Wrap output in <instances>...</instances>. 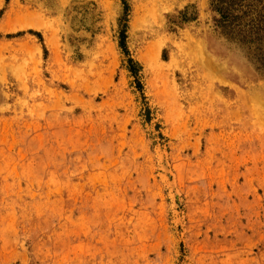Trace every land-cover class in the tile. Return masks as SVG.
Returning a JSON list of instances; mask_svg holds the SVG:
<instances>
[{"label":"rangeland","instance_id":"374dc122","mask_svg":"<svg viewBox=\"0 0 264 264\" xmlns=\"http://www.w3.org/2000/svg\"><path fill=\"white\" fill-rule=\"evenodd\" d=\"M0 264H264V0H0Z\"/></svg>","mask_w":264,"mask_h":264},{"label":"bare ground","instance_id":"6f19581e","mask_svg":"<svg viewBox=\"0 0 264 264\" xmlns=\"http://www.w3.org/2000/svg\"><path fill=\"white\" fill-rule=\"evenodd\" d=\"M32 26V25H31ZM30 27V26H29ZM32 28V27H31ZM39 29V28H38Z\"/></svg>","mask_w":264,"mask_h":264}]
</instances>
